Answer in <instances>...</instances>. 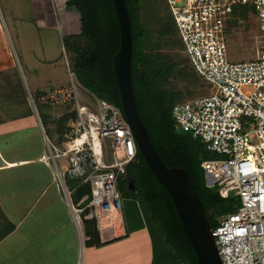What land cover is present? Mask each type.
Masks as SVG:
<instances>
[{"label": "built area", "instance_id": "obj_1", "mask_svg": "<svg viewBox=\"0 0 264 264\" xmlns=\"http://www.w3.org/2000/svg\"><path fill=\"white\" fill-rule=\"evenodd\" d=\"M185 54L211 86L210 95L175 104L172 117L184 132L220 158L202 163L208 188L224 185L240 205L217 218L211 230L221 264H264V45L247 62H230L225 34L233 6L250 5L264 33V0H166ZM67 87L43 92L42 102H72L73 116L61 131L60 145L46 137L40 160L53 170L56 188L81 232L82 220L121 213L118 181L137 155L130 126L120 109L90 96L68 71ZM86 91V90H85ZM64 161L66 164H64ZM68 180L77 181L73 187ZM84 185L90 194L75 204L73 194Z\"/></svg>", "mask_w": 264, "mask_h": 264}, {"label": "trees", "instance_id": "obj_2", "mask_svg": "<svg viewBox=\"0 0 264 264\" xmlns=\"http://www.w3.org/2000/svg\"><path fill=\"white\" fill-rule=\"evenodd\" d=\"M60 1L64 2L65 9L77 14L79 24L78 32L66 35V45L70 53L69 70L75 74L78 84L84 90L121 111L113 69V60L120 48V36L112 0ZM124 2L131 24L130 73L139 116L164 165L169 169L184 170L213 229L217 225V218L237 210L240 205L239 198L236 195L232 198L229 195L221 197L217 188L206 186L202 163L220 157L207 152L200 139L193 137L190 132L182 131L171 113L173 106L178 102L192 101L199 97L202 90L208 91L204 82L209 83L196 72L185 54L171 15L183 46V51L177 49V39L174 38L176 33L171 22L159 15L157 0ZM149 3L154 4L155 9H151L150 17L146 19L144 14L149 10ZM165 3L167 5L166 0ZM228 24L233 28L237 22ZM169 34L173 38L168 37ZM67 86L68 84L64 87ZM42 94L43 92H39L36 97ZM46 105L50 106L48 103ZM71 106L72 102H68L69 110ZM73 114H64L55 125L56 131L61 134ZM128 175L133 179L135 190H126L120 195L126 235L146 228L155 247L158 242V246L163 247L167 256L171 255L176 264H197L169 194L153 176L138 151L133 162L128 165ZM76 184L77 181H67L69 187ZM89 194L88 185L79 187L73 194L74 203H84ZM0 219L5 226L0 232L1 239L13 230V225L1 211ZM93 224L91 219L82 220L86 237L91 235ZM99 244L97 239V245ZM157 259V256H154V264H157ZM162 260L164 264H171L166 257Z\"/></svg>", "mask_w": 264, "mask_h": 264}, {"label": "crops", "instance_id": "obj_3", "mask_svg": "<svg viewBox=\"0 0 264 264\" xmlns=\"http://www.w3.org/2000/svg\"><path fill=\"white\" fill-rule=\"evenodd\" d=\"M12 1L2 0L10 25ZM30 2L34 23L25 25L26 41L16 37L19 47L24 48L28 79L19 70L15 45L10 43L0 16V211L13 225V230L0 239V264H139L137 260L154 264V256L157 264H164L165 257L176 264L158 242L155 247L146 228L126 235L122 213L104 216L97 226L93 222L88 237L84 225L81 232L78 230L70 208L57 191L53 170L40 160L47 151L44 137L53 145L56 141L49 139L46 125L56 128L69 109L67 103L49 106L36 97L49 87L36 77L39 69L28 59V39L33 36V42L43 41L41 28L57 31L59 19L54 16L51 0ZM87 92H82L83 101L90 102L92 94ZM55 133L61 141L60 132ZM3 225L0 219V232ZM132 243L137 246L135 250Z\"/></svg>", "mask_w": 264, "mask_h": 264}, {"label": "rangeland", "instance_id": "obj_4", "mask_svg": "<svg viewBox=\"0 0 264 264\" xmlns=\"http://www.w3.org/2000/svg\"><path fill=\"white\" fill-rule=\"evenodd\" d=\"M51 1L53 4L52 10L54 16L59 19V24H58L59 26L57 25L58 27L57 31L55 30L48 31L45 28H41V32L40 31L39 32L41 34H44L43 41L36 39L37 41L35 40V42H33L32 41V39L34 38L33 36H31L30 39H28L27 41V43H29V41L31 40L30 42L31 49L29 50L30 55L28 54V59H31L30 65L35 67L36 69L37 68L39 69V70L37 69L38 74L36 75V77L37 78L41 77L45 87H49L47 88L48 90L54 87H64L69 83L68 61L70 58V53L68 52V48L66 45V35L67 33L78 32V27H79L76 13L72 11H68L67 9H65V7L63 8L62 7L63 3L60 0H51ZM157 1H158V8L160 10L159 15L163 17V19H166V21L171 22L172 28L176 33L174 34V38L175 40L177 39L176 42L177 49L181 52L183 51V46L178 37L175 25L172 21V17L169 12L168 6L166 5L165 0H157ZM9 4H11L12 6L10 10V15H12L11 16L12 18L10 19L12 21V25H10L9 23V19H8L9 16L4 10L2 0H0V5H1L0 16L2 21L1 23H3L5 30L8 33L10 43L11 44L13 43L15 45V49L17 51L16 61L19 70L21 71V74L22 75L24 74L25 77L28 79L29 71L27 68H25V64L23 62V57L25 56V54L23 55L22 52L24 48L19 47L18 42L16 41V37L18 36L17 38H19L20 41H22V39L25 40L28 38L24 28L28 22L32 24L34 23L32 5L30 0H19V3L13 0L12 3ZM152 8L155 9L154 4L149 3L148 9L150 10V12L149 10H147V13L144 14L146 16V19H149L150 17L149 14H151ZM228 19L229 21L226 22L225 34L228 43L227 52H228L229 61L230 62L251 61L255 57L258 48L264 45V33L259 31L255 11L250 5H246L242 7L233 6L232 13L230 14ZM232 21L237 22V24L234 25L235 27L232 28L231 26L230 28L228 23H232ZM14 27L16 28L18 35L14 34L15 33ZM170 36L171 35L169 34L168 37ZM32 58L36 59V61H38L40 64H35ZM41 61H45V62H41ZM47 61H49V63ZM44 72L46 73V75L44 74ZM204 84L208 88V91L202 90L201 94L198 95L199 97L210 95L212 92V86L205 82ZM186 102H188V100L178 102V104L186 103ZM46 128L49 134V139L53 142L56 140L54 142V145L59 146L60 140H57V136L55 133L56 128L54 127V125L48 124L46 125ZM64 164H66L65 161ZM125 181H126L125 175L121 176L118 181L117 190L120 195L124 191L126 192ZM223 187L224 185L216 186V188L219 191ZM229 196L231 198L234 197L235 192L234 191L229 192ZM121 203H122V198H121ZM95 225L97 226L96 223ZM132 245L134 246V250H135L137 246H135V244L133 243ZM127 256L128 255H126V257ZM137 262H139V264H143V261L141 262L137 260Z\"/></svg>", "mask_w": 264, "mask_h": 264}, {"label": "water", "instance_id": "obj_5", "mask_svg": "<svg viewBox=\"0 0 264 264\" xmlns=\"http://www.w3.org/2000/svg\"><path fill=\"white\" fill-rule=\"evenodd\" d=\"M120 36V48L113 60L122 115L131 128L137 151L153 176L169 194L183 234L197 264H221L202 203L182 169L167 168L149 138L135 105L131 84L132 33L124 0H112ZM126 190L134 191L133 179L126 169Z\"/></svg>", "mask_w": 264, "mask_h": 264}]
</instances>
